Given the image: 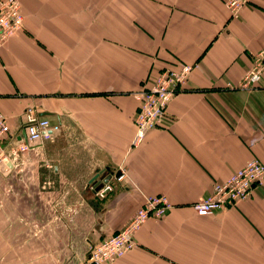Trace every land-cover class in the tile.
<instances>
[{
    "label": "crops",
    "instance_id": "obj_1",
    "mask_svg": "<svg viewBox=\"0 0 264 264\" xmlns=\"http://www.w3.org/2000/svg\"><path fill=\"white\" fill-rule=\"evenodd\" d=\"M19 1L23 28L0 47L11 128L0 150V264H78L156 194L173 208L111 264H264V183L207 217L192 208L248 159L264 163V73L255 89L225 86L264 46V0L237 18L223 0ZM184 62L198 67L132 146L134 94ZM28 107L60 130L12 160ZM118 168L129 179L95 197Z\"/></svg>",
    "mask_w": 264,
    "mask_h": 264
},
{
    "label": "built area",
    "instance_id": "obj_2",
    "mask_svg": "<svg viewBox=\"0 0 264 264\" xmlns=\"http://www.w3.org/2000/svg\"><path fill=\"white\" fill-rule=\"evenodd\" d=\"M230 16L237 18L249 0H223ZM23 14L19 0H0V47L23 28ZM197 63H179L172 68L159 71L155 79L144 89L134 94L138 102L134 117L135 134L132 146L139 145L151 129L159 126L170 100L182 88ZM264 73V46L254 55L252 66L235 83L227 82L228 89L252 90L258 87ZM25 138L20 139L12 149L10 157L15 160L18 155L32 151L43 141H50L54 133L60 130V124L52 123L48 118L38 116L32 107L23 113ZM11 128L8 117L0 112V150L2 140L10 136ZM6 156L0 158V163ZM11 162V161H10ZM13 162V161H12ZM7 174L11 170L3 165ZM129 179L127 171L118 168L112 179L94 189L97 198H105L114 190L115 184ZM264 183V163L252 157L232 172L226 179L214 182L211 191L193 202L192 208L198 217H207L212 213L247 200L256 185ZM173 203L164 194L144 195L143 202L136 209L126 224L114 234L92 246L87 259L78 264H111L136 247L135 235L150 218L164 217Z\"/></svg>",
    "mask_w": 264,
    "mask_h": 264
},
{
    "label": "water",
    "instance_id": "obj_3",
    "mask_svg": "<svg viewBox=\"0 0 264 264\" xmlns=\"http://www.w3.org/2000/svg\"><path fill=\"white\" fill-rule=\"evenodd\" d=\"M25 135V134H24Z\"/></svg>",
    "mask_w": 264,
    "mask_h": 264
}]
</instances>
